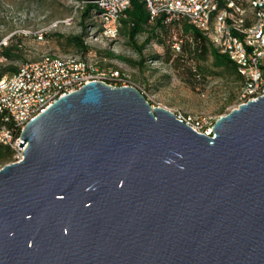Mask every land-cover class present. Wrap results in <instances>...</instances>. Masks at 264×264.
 <instances>
[{
    "label": "water",
    "instance_id": "1",
    "mask_svg": "<svg viewBox=\"0 0 264 264\" xmlns=\"http://www.w3.org/2000/svg\"><path fill=\"white\" fill-rule=\"evenodd\" d=\"M19 148L0 170V264H264V95L207 136L92 82Z\"/></svg>",
    "mask_w": 264,
    "mask_h": 264
},
{
    "label": "rangeland",
    "instance_id": "2",
    "mask_svg": "<svg viewBox=\"0 0 264 264\" xmlns=\"http://www.w3.org/2000/svg\"><path fill=\"white\" fill-rule=\"evenodd\" d=\"M83 9L70 0H0L1 49L12 48L13 53L21 57L12 62L3 60L0 68L14 65L21 69L45 55L88 58L101 69L119 71L128 84L145 95L152 107H163L182 115L199 131L212 129L218 119L242 103L241 81L236 75L216 68L211 57L204 65L214 74H208L205 82L195 88L182 82L170 64L154 58L165 51L159 33L143 50V65L129 64L125 59L138 63L142 57L122 35L112 42L101 39L97 20L85 21ZM83 32L87 33L85 44L91 49L87 53L67 41ZM41 34L43 38L39 39ZM146 39L145 34L138 41L142 45ZM15 161L16 155L12 162ZM2 168L0 166V170Z\"/></svg>",
    "mask_w": 264,
    "mask_h": 264
},
{
    "label": "bare ground",
    "instance_id": "3",
    "mask_svg": "<svg viewBox=\"0 0 264 264\" xmlns=\"http://www.w3.org/2000/svg\"><path fill=\"white\" fill-rule=\"evenodd\" d=\"M142 1L146 4L151 22H155L162 17L157 15V10H165L170 2L181 0ZM92 3L103 11L97 17L102 23L100 38L109 42L115 41L119 37L120 19L129 8H122L120 14L117 9L102 6L100 0H94ZM175 13L177 15L175 23L187 22L197 31L207 35L211 43L237 65L246 80L241 92V104L256 101L264 95V72H258L257 80H251V72L259 71L262 65L264 67V0H192L190 5L175 6ZM164 21L166 24L172 23V18H164ZM42 38L41 34L39 39ZM175 41L179 47L173 44L172 48L176 54H180L181 41L177 38ZM247 43H252V48ZM236 52H240L241 56H235ZM2 63L0 55V64ZM124 77L125 75L114 69L99 68L88 58L45 55L38 62L23 66L14 76L0 80V114L5 116V122L8 123L7 116H13L18 108L31 106L37 99L40 89L49 81L64 83L86 79L88 84L102 82L112 87H118V84L121 87H134L128 84ZM82 88L78 87L77 91ZM62 97L63 90H56L54 101L48 109ZM45 111L34 116L33 120ZM178 117L191 126L192 122L185 117L182 115ZM191 127L196 130L195 127ZM202 130L196 131L203 134L213 132V128ZM0 144L15 151V162L23 159L20 143H15L10 133H2L0 130Z\"/></svg>",
    "mask_w": 264,
    "mask_h": 264
},
{
    "label": "trees",
    "instance_id": "4",
    "mask_svg": "<svg viewBox=\"0 0 264 264\" xmlns=\"http://www.w3.org/2000/svg\"><path fill=\"white\" fill-rule=\"evenodd\" d=\"M79 5H84L83 17L85 21L97 20L98 36L102 33V23L97 18L103 11L100 7L94 5V0H70ZM86 3V4H83ZM87 28L85 27V30ZM175 29V38L181 41L182 51L176 54L172 46L174 44L173 30ZM162 37L159 39L160 43L164 46V54L156 55L154 58L166 64H170L178 74L179 79L191 88H195L197 84L205 82L208 74H214L209 71V68L204 65L210 57L213 59V64L218 69H223L225 72L232 73L237 76L238 80L242 83V88L246 84L244 76L241 74L237 65H235L230 58L218 49L213 47L210 38L207 35L197 31L194 27L187 22L179 23H165L164 17L151 22L149 12L146 8L145 2L142 0H131V6L124 12L120 19L119 36L127 39L128 45L139 54L142 59L138 63L125 59L126 62L133 66H142L145 59L143 50L147 45H150L154 37ZM147 35L144 44H140L138 38ZM87 33L83 32L82 35L72 36L67 41L78 48L80 51L90 52L91 49L85 44L84 37ZM63 38V36H60ZM1 58L7 62H12L21 57L13 53L12 48L0 46ZM109 57L114 55L109 54ZM118 58V57H115ZM112 68V67H109ZM106 69V68H104ZM120 70L118 68H115ZM20 71V68L9 65L0 68V80L8 79ZM143 94V93H142ZM144 95V94H143ZM180 116V114H177ZM8 123L5 122V116L0 114V128L6 127ZM15 151L11 148L0 144V166H5L10 162L13 163Z\"/></svg>",
    "mask_w": 264,
    "mask_h": 264
},
{
    "label": "built area",
    "instance_id": "5",
    "mask_svg": "<svg viewBox=\"0 0 264 264\" xmlns=\"http://www.w3.org/2000/svg\"><path fill=\"white\" fill-rule=\"evenodd\" d=\"M102 6H106L108 9H117L118 13H122V8H129L131 6V0H100ZM192 0H181V1H172L165 10H157V15H160L164 18H172V24H175V6H180V4H188L190 5ZM174 36V44L178 45V42L175 41V29L173 30ZM238 36V35H237ZM252 48V43H247ZM179 47V45H178ZM215 47V46H213ZM218 51V47H215ZM182 51V47H180V53ZM222 54V52H221ZM235 56H241L240 52H236ZM264 72L263 65L261 66L259 71H252L251 72V80H257V73ZM88 82L86 79L83 81H76V82H69L66 81L64 83H52L49 81L44 88L40 89V93L32 103L31 106L26 108H18V111L13 114V116H7L8 118V125L5 128H0L2 133H10L13 141L15 143H21V131L25 125H28L30 122L33 121L34 116L40 114L42 111L48 109V106L51 105V102L54 101V94L56 90H63V97L74 93L77 91L78 87H84L87 85ZM118 87L119 86L118 84ZM145 96V95H144ZM207 136H212L213 132L210 134H205ZM23 155V153H22Z\"/></svg>",
    "mask_w": 264,
    "mask_h": 264
}]
</instances>
